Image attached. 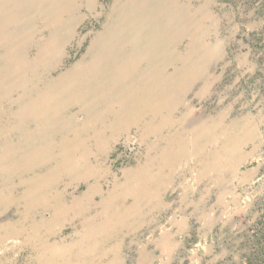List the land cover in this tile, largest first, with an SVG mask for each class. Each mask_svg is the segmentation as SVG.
<instances>
[{
    "label": "rangeland",
    "instance_id": "obj_1",
    "mask_svg": "<svg viewBox=\"0 0 264 264\" xmlns=\"http://www.w3.org/2000/svg\"><path fill=\"white\" fill-rule=\"evenodd\" d=\"M0 264H264V0H0Z\"/></svg>",
    "mask_w": 264,
    "mask_h": 264
}]
</instances>
